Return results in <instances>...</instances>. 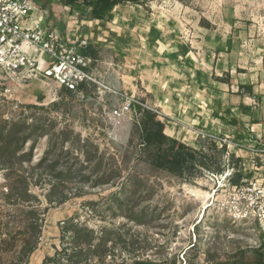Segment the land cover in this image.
<instances>
[{
  "label": "rangeland",
  "instance_id": "obj_1",
  "mask_svg": "<svg viewBox=\"0 0 264 264\" xmlns=\"http://www.w3.org/2000/svg\"><path fill=\"white\" fill-rule=\"evenodd\" d=\"M146 2L147 9L120 5V23L100 30L104 34L92 65L99 83L82 93L52 81L0 78V134L35 136L36 127L48 133L34 145L32 161L0 160V264H49L47 257L64 247L61 229L71 218L96 232L109 231L104 263L89 253L83 264H264V227L222 205L223 183L253 175L249 155L227 147L222 175L205 171L186 181L148 160L152 148L142 144L137 125L142 105L135 102L129 112L113 113L126 100L123 95H135L161 112L168 135L210 149L209 138L197 132L202 128L167 117L158 104L160 91L147 90L174 83L180 91L188 84L178 82L177 73L186 77L199 70L222 93L237 90L240 82L252 83L250 103L262 111L264 0ZM228 72V84L218 82L216 76ZM237 112L238 124L228 137L246 146L251 122L245 125ZM56 158L55 172L71 166L74 174H51L46 168ZM34 243L35 249L25 253Z\"/></svg>",
  "mask_w": 264,
  "mask_h": 264
},
{
  "label": "built area",
  "instance_id": "obj_2",
  "mask_svg": "<svg viewBox=\"0 0 264 264\" xmlns=\"http://www.w3.org/2000/svg\"><path fill=\"white\" fill-rule=\"evenodd\" d=\"M47 13L38 0H0V78L20 82L52 81L68 92L82 93L83 85L99 83L92 67L94 59L79 52L89 40L75 39L74 34H70L71 27L62 32L50 25ZM123 96L126 100L113 111L116 116L132 110L135 102L161 113L135 95ZM197 132L228 148L234 145L249 155L253 175L241 176L234 182L235 175L223 183L220 187L222 205L239 218L254 219L264 227V171L260 172L264 170V139L250 140L245 146L229 135Z\"/></svg>",
  "mask_w": 264,
  "mask_h": 264
},
{
  "label": "trees",
  "instance_id": "obj_3",
  "mask_svg": "<svg viewBox=\"0 0 264 264\" xmlns=\"http://www.w3.org/2000/svg\"><path fill=\"white\" fill-rule=\"evenodd\" d=\"M42 6L49 12L48 23L60 31H63L66 25L67 18L77 10L83 18H87L89 14L95 16L96 19L102 21H111L117 15V7L119 5L132 4L137 8H146V0H38ZM147 9V8H146ZM82 55L90 56L96 60L98 56L97 44L88 43L79 48ZM220 81H229L230 73L224 76H216ZM88 85H83L82 89H87ZM246 88L252 94L253 87L251 84H241L238 93L241 94V89ZM43 96L40 97V101ZM142 113L140 121L137 125L141 130L142 144L147 148H152L153 155L148 160L156 167L165 170L182 179L190 180L191 176L205 171L213 174H223L226 170L225 151L226 145H222L218 141L208 139L210 149L205 146L196 148L183 140L174 136L168 135L165 132L166 122L160 119V115L148 108L139 106ZM230 123L237 125L238 119L236 116ZM17 124V123H16ZM36 135L28 133L25 135L20 132L13 134L11 130L0 134V160L4 164H13L17 162L32 161L34 145L46 133L36 127ZM212 133V132H211ZM34 136V139H33ZM34 140L30 150H22L29 140ZM51 151H47L39 162L40 167L46 162ZM150 156V155H149ZM221 156V157H220ZM57 160L54 159L51 164L47 165L49 172L53 174L57 168ZM72 167L69 166L65 171L55 172V177L69 178L72 173ZM58 173V174H57ZM249 176V174H247ZM61 177V178H62ZM241 175H237L233 179L238 182ZM115 195H113L114 197ZM32 213L34 211H31ZM129 216V215H128ZM61 240L64 247L57 250L54 256H49L46 262L49 264H64L66 260L69 264H83V257L89 253L93 256H99V262L104 263V255L107 249L106 244L109 239V231L104 227L102 231L96 232L95 229L87 227L80 223H75L74 218L65 221L61 229ZM35 243L24 248L25 253H31L35 249ZM107 252V251H106ZM88 264V263H86Z\"/></svg>",
  "mask_w": 264,
  "mask_h": 264
},
{
  "label": "crops",
  "instance_id": "obj_4",
  "mask_svg": "<svg viewBox=\"0 0 264 264\" xmlns=\"http://www.w3.org/2000/svg\"><path fill=\"white\" fill-rule=\"evenodd\" d=\"M119 6L116 9V17L111 21L96 19L92 14H89L87 18H83L79 11L75 10L69 16L70 19L66 20V25L63 31H66L71 27L70 34H74L75 39L84 37L89 40V43L100 44L98 38L101 33L104 34V32H101L100 30L103 31L107 28L114 29L116 23H120L121 16L118 8L121 9V7ZM134 10H136V13L140 12L139 9L134 8ZM48 17L49 15L47 16V20ZM181 74L185 73L181 72ZM177 75L179 76L178 82L179 79H182L185 84H188L187 87H182V91L177 90L175 88L176 85H173L174 83L171 84V86H173L171 88L164 84L158 87V89H156L154 85L147 89L152 92L156 91V93L160 91L158 104L163 108L165 112L164 114L167 117L176 121L178 120L182 124L191 126L192 128H202L206 132L228 135L229 133L231 134L230 131H232V128L236 126L235 124L230 123V121L234 116H239L237 112V110H239L241 114L239 120L243 123L245 122V125H247L245 120H250L251 122L247 125L249 129L248 132L251 130L254 135L250 134L252 135V139L250 137L248 140H255L256 138L264 137V109L259 111L257 106L250 103L255 97L253 95V93L255 94V86L252 83L240 82L237 90L222 93L221 89L215 88L214 84L209 83V86L208 83H206L205 80L207 78L205 79L204 73L200 70L194 73L188 72L185 75L186 77H180V72L177 73ZM218 82H221L223 85L226 83L228 84L226 81L222 82L219 80ZM241 84H251L253 87V93L250 94L249 92H246L245 88L241 89V94L238 93ZM178 92H180V94L182 93V96L179 95ZM256 118H260L262 121L253 122ZM184 142L187 143L188 141ZM188 144L191 143L188 142Z\"/></svg>",
  "mask_w": 264,
  "mask_h": 264
}]
</instances>
